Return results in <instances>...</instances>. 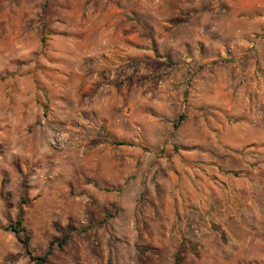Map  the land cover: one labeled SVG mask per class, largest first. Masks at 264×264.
<instances>
[{
	"label": "rangeland",
	"instance_id": "rangeland-1",
	"mask_svg": "<svg viewBox=\"0 0 264 264\" xmlns=\"http://www.w3.org/2000/svg\"><path fill=\"white\" fill-rule=\"evenodd\" d=\"M180 1L120 56L132 0H0V264L51 242L47 264H264V215L231 206L215 150L220 68L259 64L228 52L240 0Z\"/></svg>",
	"mask_w": 264,
	"mask_h": 264
},
{
	"label": "crops",
	"instance_id": "crops-1",
	"mask_svg": "<svg viewBox=\"0 0 264 264\" xmlns=\"http://www.w3.org/2000/svg\"><path fill=\"white\" fill-rule=\"evenodd\" d=\"M127 1L120 0V3ZM132 1V7L120 6L119 24L120 27L125 24L131 26L135 22L139 25L131 32L120 28L117 34L120 38V56L130 55L138 48L141 24L150 25V28H146L148 31L156 32L158 27L162 28L163 11L167 9L166 6H172V0ZM146 1L150 3L148 8L144 6ZM186 7V2L181 0L180 9L185 10ZM229 10L232 22H236L238 27L232 29L230 42H233V47L228 52L234 56H245L248 61L257 58L259 64L244 63L220 68L223 75L215 78L212 96L213 104L219 107L213 118L218 136L215 150L220 155L222 151L229 154V160L219 161L218 167L224 168L223 172L232 177L228 182L229 189L225 185L231 196V206L235 210H249L252 215H264V35L258 34V39L253 41L249 39L256 32V26L264 29V0H240L237 4L230 2ZM126 16L137 20L126 22ZM148 16L155 17V23L152 18L148 20ZM213 31L220 32L221 29L214 28ZM113 36L116 35L104 31L99 34V40L109 41ZM169 46L167 50L172 51ZM106 87L100 85L99 88L102 90ZM222 108L227 109L228 113H222Z\"/></svg>",
	"mask_w": 264,
	"mask_h": 264
},
{
	"label": "trees",
	"instance_id": "trees-1",
	"mask_svg": "<svg viewBox=\"0 0 264 264\" xmlns=\"http://www.w3.org/2000/svg\"><path fill=\"white\" fill-rule=\"evenodd\" d=\"M41 42L43 44L44 40L41 39ZM120 145H125V143L120 142ZM23 202V199H22ZM11 232L14 234L15 238L20 241L22 244H24L26 252L28 255H30V251H29V240L30 237L29 235H27L25 228L23 227L22 224V220H21V216L18 215L16 217V220L13 224H11L9 226ZM55 242H51L48 246V249L46 250V252L42 255L39 256H32L30 255V259L32 262H34L35 264H47L48 261V257L51 255L52 253V247L54 245ZM66 243V238L63 239L61 242L58 243V247L62 248V246Z\"/></svg>",
	"mask_w": 264,
	"mask_h": 264
}]
</instances>
